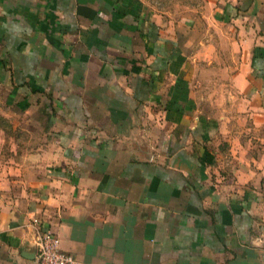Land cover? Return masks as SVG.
Instances as JSON below:
<instances>
[{
    "label": "crops",
    "instance_id": "0c3cea01",
    "mask_svg": "<svg viewBox=\"0 0 264 264\" xmlns=\"http://www.w3.org/2000/svg\"><path fill=\"white\" fill-rule=\"evenodd\" d=\"M152 2L0 0V264H264V0Z\"/></svg>",
    "mask_w": 264,
    "mask_h": 264
},
{
    "label": "built area",
    "instance_id": "2783aa9c",
    "mask_svg": "<svg viewBox=\"0 0 264 264\" xmlns=\"http://www.w3.org/2000/svg\"><path fill=\"white\" fill-rule=\"evenodd\" d=\"M32 226L35 264H83L61 248L59 237L50 229H43L37 221Z\"/></svg>",
    "mask_w": 264,
    "mask_h": 264
},
{
    "label": "rangeland",
    "instance_id": "374dc122",
    "mask_svg": "<svg viewBox=\"0 0 264 264\" xmlns=\"http://www.w3.org/2000/svg\"><path fill=\"white\" fill-rule=\"evenodd\" d=\"M149 1L150 3L152 2V0H147ZM155 4V9L157 8L156 7V3L157 2H162L165 4L166 6V10L168 11H173V10H176L177 12L179 11H183L184 10V6L189 4L190 1H195V0H153ZM187 1V2H186Z\"/></svg>",
    "mask_w": 264,
    "mask_h": 264
},
{
    "label": "water",
    "instance_id": "95a60500",
    "mask_svg": "<svg viewBox=\"0 0 264 264\" xmlns=\"http://www.w3.org/2000/svg\"><path fill=\"white\" fill-rule=\"evenodd\" d=\"M32 247H33V256H34V248H35V246H34V241L32 240Z\"/></svg>",
    "mask_w": 264,
    "mask_h": 264
}]
</instances>
